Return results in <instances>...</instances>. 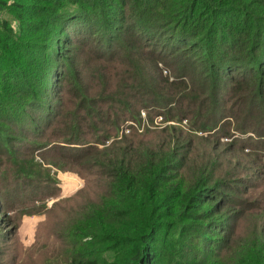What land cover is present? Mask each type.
<instances>
[{"label": "trees", "instance_id": "16d2710c", "mask_svg": "<svg viewBox=\"0 0 264 264\" xmlns=\"http://www.w3.org/2000/svg\"><path fill=\"white\" fill-rule=\"evenodd\" d=\"M0 13V122L8 126L0 125V156L12 161L20 137L43 138L40 148L55 143L46 151L73 152L55 166L81 175L93 167L87 174L108 186L110 206L85 217L69 264H196L197 249L178 242L186 223L209 234L203 246L226 248L214 255L219 264H264V244L230 255L239 221L256 214L241 195L250 177L202 170L173 187L169 172L186 167L189 133L174 128L172 141L163 135L156 145L119 133L153 107L193 131L221 123L228 137L232 120L235 131L256 125L261 136L264 0H0ZM211 248L201 256L211 258Z\"/></svg>", "mask_w": 264, "mask_h": 264}, {"label": "rangeland", "instance_id": "374dc122", "mask_svg": "<svg viewBox=\"0 0 264 264\" xmlns=\"http://www.w3.org/2000/svg\"><path fill=\"white\" fill-rule=\"evenodd\" d=\"M0 17L3 18L4 15L0 13ZM79 49L82 52L79 55L81 65H85L86 59H83L87 56L86 50L82 47ZM163 72L166 74V70ZM91 89L94 93L98 87L94 84ZM65 108L71 110L73 106L66 105ZM165 110H155L153 107L141 110L138 120L128 119L120 125V135H127L136 142H152V145H156L159 140L164 139L163 135L172 141L174 128L176 133L180 130L189 133L192 146L188 152L186 167L180 173L169 172L175 176L173 187L200 177L202 170L211 173L213 177L224 179L234 177L233 174L240 175L239 180L247 183L250 177L248 184H241L242 191L246 192L241 195L250 201L251 209L256 214H246L239 221L230 245V255L237 257L243 246L254 250L264 244V117L257 121L260 125L258 131L263 133L261 136L256 132V125L246 128L245 133L235 131L231 120L230 134L226 137L219 133V130L222 131L221 123L209 131H193L187 119H167L159 114ZM240 116L243 117V114ZM0 125L3 129L8 128L5 122H0ZM106 127L107 125V130ZM42 132L47 135L50 130H42L40 133ZM10 133L14 136L11 130L5 131L4 135L9 136ZM114 135L115 132L111 134ZM90 137L93 136L89 134L87 142L94 141L89 140ZM40 139L29 138L25 141L20 137L19 142H13L18 151L12 161L0 156V264H69L71 255H76L81 249L77 244L80 239L78 233L83 232L85 217L96 216L103 203L105 207L110 206L106 180L87 174L93 167L87 166V173L81 175L74 168L63 170L60 166H55V163H66L67 159H63V155L73 152L58 148L46 151L55 143L40 148L37 146V143L42 142ZM50 139L58 140L53 137ZM109 142L105 141L106 145ZM98 147L101 148L102 144ZM250 163L257 165L249 170ZM182 225L186 231L181 232L178 242L197 249L196 264H203L205 261L208 264L212 260H215L214 264H219L214 255L224 252L226 248L210 246L211 249H216L208 254L211 258L201 256V252L210 249L201 244V236L209 234L193 224ZM253 228L256 229L255 232L252 231ZM172 235L177 237V231L173 230ZM201 247L205 248L202 250Z\"/></svg>", "mask_w": 264, "mask_h": 264}]
</instances>
